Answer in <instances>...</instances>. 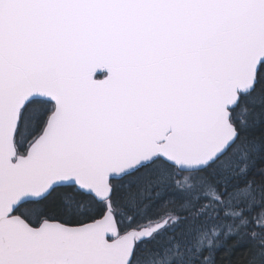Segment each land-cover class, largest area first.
Instances as JSON below:
<instances>
[{"label": "snow or ice", "instance_id": "1", "mask_svg": "<svg viewBox=\"0 0 264 264\" xmlns=\"http://www.w3.org/2000/svg\"><path fill=\"white\" fill-rule=\"evenodd\" d=\"M0 264H264V0H0Z\"/></svg>", "mask_w": 264, "mask_h": 264}]
</instances>
